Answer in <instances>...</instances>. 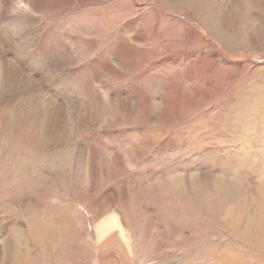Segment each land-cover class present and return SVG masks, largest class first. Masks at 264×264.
<instances>
[{"label": "rangeland", "instance_id": "1", "mask_svg": "<svg viewBox=\"0 0 264 264\" xmlns=\"http://www.w3.org/2000/svg\"><path fill=\"white\" fill-rule=\"evenodd\" d=\"M32 2L0 0V264H264V0Z\"/></svg>", "mask_w": 264, "mask_h": 264}, {"label": "bare ground", "instance_id": "2", "mask_svg": "<svg viewBox=\"0 0 264 264\" xmlns=\"http://www.w3.org/2000/svg\"><path fill=\"white\" fill-rule=\"evenodd\" d=\"M29 1V3L31 4V6H40V7H42V6H45V5H43V4H41V5H37V4H33V2H32V0H28ZM44 2V1H43ZM64 4V3H63ZM64 6V5H63ZM70 6V5H69ZM56 7H58V5L56 6ZM5 23H7V21L5 22ZM2 25L3 24H1V26H0V30L3 32V33H6V34H3L4 36L5 35H8V36H10V31H9V28H7V27H2ZM11 30V29H10ZM12 32V31H11ZM12 34V33H11ZM59 36V35H58ZM47 37V36H46ZM50 38H52V36H49V38H41L42 39V43L43 44H48V47H53L54 48V45H57V44H59V43H57V42H54L53 40H50ZM60 38V37H59ZM77 38V37H76ZM20 38H18V40H19ZM68 39V38H67ZM67 39H65L64 38V36L62 37V39H60L63 43H65V44H67ZM36 41V40H35ZM34 41V42H35ZM72 41H73V39H72ZM37 42V41H36ZM76 42V41H75ZM74 43V42H73ZM36 44V43H35ZM25 44H23V43H21V44H19V46L21 47V49L24 51V49H25ZM34 45V44H33ZM39 45V44H38ZM61 45V44H60ZM59 45V46H60ZM74 45V44H73ZM58 46V45H57ZM62 46V45H61ZM60 46V47H61ZM23 47H24V49H23ZM42 46L40 45V48H41ZM70 47V46H69ZM37 49V48H36ZM62 49V48H61ZM39 50H41V49H39ZM39 50H37L38 52H39ZM62 51H64V49L62 50ZM72 51V50H71ZM71 51L68 49V48H66V53H67V55L69 56V57H74V55L72 56L71 55ZM25 52V51H24ZM40 52H42V51H40ZM47 52V48L45 47L44 49H43V56H44V58H41L42 59V61H43V59L45 60V53ZM61 52V51H60ZM26 53V52H25ZM56 53V52H55ZM38 54V53H37ZM40 54H42V53H40ZM50 54V53H49ZM48 54V55H49ZM53 54V53H52ZM51 54V55H52ZM57 54V53H56ZM56 54L55 55H53V56H56ZM50 55V56H51ZM58 55V54H57ZM61 55V54H60ZM64 56L66 55V54H63ZM52 56V57H53ZM61 57V56H60ZM54 58V57H53ZM52 58V59H53ZM58 58V57H57ZM65 58H67V57H65ZM64 58V59H65ZM35 60H36V58H34ZM47 59V58H46ZM48 60V59H47ZM52 61V60H51ZM68 61V60H67ZM45 62V61H44ZM8 63V62H7ZM47 63H49V61H47ZM52 63V62H51ZM61 63H63V62H61ZM30 64H31V62H30ZM38 64V63H37ZM53 64V63H52ZM55 64V63H54ZM56 64H58V63H56ZM64 64H65V62H64ZM46 65V64H45ZM59 65H60V63H59ZM43 66V65H42ZM52 66V65H51ZM20 71V70H19ZM68 71V70H67ZM67 71H64L63 73H65V72H67ZM46 73V72H45ZM54 75V74H53ZM52 76V75H51ZM49 80V79H48ZM35 82H36V80H35ZM34 82V83H35ZM51 82H52V80H51ZM24 94L26 93V94H31V93H29V92H23ZM37 93H39V92H37ZM34 94H36V93H34ZM39 95V94H38ZM31 99H32V97H31ZM32 101H34L33 99H32ZM51 104H54V109H58V105H59V103H57V102H55V101H53V100H51ZM51 111V110H50ZM53 113V112H52ZM51 113V114H52ZM54 113H56V112H54ZM53 113V114H54ZM52 114V115H53ZM70 114H71V112H69V111H67V119L68 118H70ZM56 115H57V113H56ZM55 115V116H56ZM46 116V115H45ZM50 116V115H49ZM54 115L52 116V117H50V118H48V119H50V124H48L47 126H48V133L46 134V133H44L43 134V136L42 135H40L41 137L39 138V140H37L36 141V143H34L35 144V146H36V144H38V142L40 143V145L42 146L43 145V142H47V140H48V137H50L51 135H53V134H57V132H58V129H57V120H56V117H55ZM59 120V119H58ZM61 120V119H60ZM47 121V120H46ZM49 121V120H48ZM39 124V123H38ZM30 126H31V124H30ZM37 126H39V125H36V127ZM34 127H35V125H34ZM36 128H34V130H35ZM47 129V128H46ZM29 130H30V128H29ZM33 130V131H34ZM36 130H38V129H36ZM45 130V129H44ZM32 131V130H31ZM43 132V131H42ZM34 133V132H33ZM39 133V132H38ZM31 134V133H30ZM30 134H29V136H30ZM37 134V133H36ZM26 136V135H25ZM31 136H33L32 134H31ZM46 138H47V140H46ZM53 138V137H52ZM32 139V138H31ZM50 139V138H49ZM27 141V140H26ZM28 141H29V138H28ZM27 141V142H28ZM19 145V144H18ZM34 146V147H35ZM73 156V155H72ZM74 158V157H73ZM70 159H72V158H70ZM114 219V221H111V220H108L107 222H114V224L115 223H118V221L116 220V218H113ZM116 225V224H115ZM116 226H119L118 224L116 225ZM107 228V225H104V227L102 228V229H106Z\"/></svg>", "mask_w": 264, "mask_h": 264}]
</instances>
